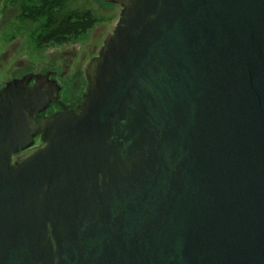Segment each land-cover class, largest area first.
I'll list each match as a JSON object with an SVG mask.
<instances>
[{
	"label": "water",
	"instance_id": "95a60500",
	"mask_svg": "<svg viewBox=\"0 0 264 264\" xmlns=\"http://www.w3.org/2000/svg\"><path fill=\"white\" fill-rule=\"evenodd\" d=\"M101 1L78 109L0 90V264H264V0Z\"/></svg>",
	"mask_w": 264,
	"mask_h": 264
},
{
	"label": "rangeland",
	"instance_id": "374dc122",
	"mask_svg": "<svg viewBox=\"0 0 264 264\" xmlns=\"http://www.w3.org/2000/svg\"><path fill=\"white\" fill-rule=\"evenodd\" d=\"M65 10L66 12L91 10L99 20L94 30L82 36L76 45L73 44L69 48H33L32 54L25 55L23 49L26 46L28 34L36 29L37 25L26 23L24 31L6 47L3 45V33L7 31V26L0 22V85L22 74L38 73L40 70L44 72L51 67H57L62 64L59 60L62 59L66 50L69 51L72 60L68 62L71 64L68 71V82L64 83L66 86L63 99L75 103L87 93L86 67L97 56L106 37L114 30L120 17L121 7L101 0H69ZM18 48L19 51L16 52Z\"/></svg>",
	"mask_w": 264,
	"mask_h": 264
},
{
	"label": "flooded vegetation",
	"instance_id": "af4514ba",
	"mask_svg": "<svg viewBox=\"0 0 264 264\" xmlns=\"http://www.w3.org/2000/svg\"><path fill=\"white\" fill-rule=\"evenodd\" d=\"M38 3H39V0H0V22L4 23L7 26L6 27L7 31L3 33L4 35L3 45L4 46L8 47L13 41H15L17 37L19 36V34H21L24 31L25 24L30 23V24H36L37 28L28 34L27 43L23 49L24 54L30 55L32 54L33 48H38L36 44L33 42V36L35 35L36 32H39L40 23L33 22L27 18L23 21L21 20L22 16L25 15L24 9L26 7H31V6L33 7L35 6V4H38ZM26 15H28V13H26ZM76 43H62L57 46H48V47L69 48L73 44L76 45ZM48 47L46 46V47H42L38 49H44ZM15 51L18 52L19 48L16 49ZM69 60L70 61L72 60L71 56L69 54V51L65 50L62 59L59 60L60 62L62 61V64L64 63L63 65L60 64L57 67H51L50 69H47L44 72H38V73L30 72V73L22 74L18 77L10 79V81L6 82L4 85H0V90L5 88L7 83L15 79H22L25 76L30 75V74L35 75V76L49 75V82L52 85H57L59 87V97L56 103L51 104L50 108L41 115V118L43 119L45 117H51L55 113L62 111L64 107H67L70 110L78 109L84 103L85 96L87 93L82 95V98L78 99V101L75 103H70L63 99L64 90L66 86L64 83L68 82V71L70 69V64H68ZM36 82L37 81L33 79L30 82L29 87H33L36 84ZM39 145H41V141H40V138H37L36 146H39Z\"/></svg>",
	"mask_w": 264,
	"mask_h": 264
},
{
	"label": "trees",
	"instance_id": "16d2710c",
	"mask_svg": "<svg viewBox=\"0 0 264 264\" xmlns=\"http://www.w3.org/2000/svg\"><path fill=\"white\" fill-rule=\"evenodd\" d=\"M68 1L39 0L35 6L24 9L22 21L27 18L40 23L39 32L33 36V42L38 48L76 43L81 36L88 34L99 24L91 10L66 12Z\"/></svg>",
	"mask_w": 264,
	"mask_h": 264
}]
</instances>
